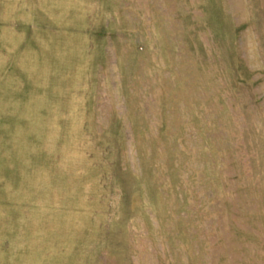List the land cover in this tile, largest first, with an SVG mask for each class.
<instances>
[{"label": "rangeland", "instance_id": "374dc122", "mask_svg": "<svg viewBox=\"0 0 264 264\" xmlns=\"http://www.w3.org/2000/svg\"><path fill=\"white\" fill-rule=\"evenodd\" d=\"M0 264H264V0H0Z\"/></svg>", "mask_w": 264, "mask_h": 264}]
</instances>
